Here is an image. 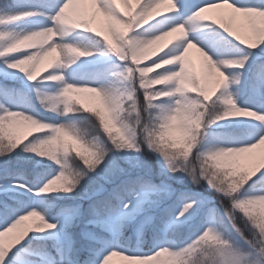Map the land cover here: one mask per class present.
Here are the masks:
<instances>
[{"label":"snow or ice","instance_id":"snow-or-ice-1","mask_svg":"<svg viewBox=\"0 0 264 264\" xmlns=\"http://www.w3.org/2000/svg\"><path fill=\"white\" fill-rule=\"evenodd\" d=\"M99 17L102 29L94 26ZM239 18L246 34L234 27ZM201 29L234 38L238 52L199 46L191 37ZM80 33L104 50L79 45ZM152 39L160 46L142 59ZM192 50L223 75L204 60L196 70ZM96 52L113 55L115 70H98V84L69 81V66ZM0 75V264H111L116 256L127 264H264V208L256 213L264 198V0H0ZM9 79L53 115L20 110ZM69 86L97 90L125 135L118 100L131 96V138L142 150H111L95 163L71 149L59 163L39 155L36 145L61 128L84 139L76 123L59 120L69 114L94 120L112 147L95 115L66 112L85 105L82 96L69 99ZM244 117L252 119L224 123ZM33 119L47 130L16 134ZM257 150L258 159L240 163ZM241 169L255 173L242 187L233 180ZM61 173L73 190L45 189Z\"/></svg>","mask_w":264,"mask_h":264},{"label":"clouds","instance_id":"clouds-1","mask_svg":"<svg viewBox=\"0 0 264 264\" xmlns=\"http://www.w3.org/2000/svg\"><path fill=\"white\" fill-rule=\"evenodd\" d=\"M160 46V39L150 40L143 48L142 59L145 57H151L152 53L156 51ZM203 60L212 67V70L217 74L223 75L219 72V69L213 64L211 57L206 53H201ZM69 99L73 97H79L84 94H93L98 100L99 104L97 107H88L87 105H79L69 109L67 111L78 112L81 109L86 112H90L97 117L99 120V127L108 137L112 147L107 148V146L102 143V137L99 133L96 132L95 125L91 121H82L76 123V128L80 135L84 139H80V136H74L70 132L59 129L57 131L56 137L54 139H49L46 141H41L36 145V151L42 157L50 159L56 163L60 162V154L68 149H71L76 153L78 157H81L84 160H91L93 163L96 161L102 162L103 156L107 154L108 151L118 150V151H131V150H142L137 148V144L132 139V132L136 127V115L138 113L137 108L133 104H129V100L132 99L131 96L121 95L118 100L117 113L119 119L123 124L127 126L129 132L125 135L124 131L118 126L115 122V118L111 109L105 103L104 99L100 97L97 90L94 89H81L69 86L66 91ZM127 105V106H126ZM21 126L33 134L46 131L47 128L36 120H23L21 121ZM203 125H198L196 127V133L199 134V131ZM87 141V143L85 142ZM93 145V146H90ZM87 166V165H86ZM255 173L248 170H237L236 174L233 176L235 184L243 186L250 180ZM63 186V187H61ZM78 186V185H77ZM45 189L49 191H58V190H73L71 188V182L68 181L64 174H58L56 177H53L46 185ZM41 191H44L42 189ZM261 208H264V198H261L260 205ZM31 217H28L23 221L27 223Z\"/></svg>","mask_w":264,"mask_h":264},{"label":"rangeland","instance_id":"rangeland-1","mask_svg":"<svg viewBox=\"0 0 264 264\" xmlns=\"http://www.w3.org/2000/svg\"><path fill=\"white\" fill-rule=\"evenodd\" d=\"M84 7L87 8L89 11H92L91 4H86V6ZM213 14H219V11L214 12ZM25 23L29 27L33 26L31 22H25ZM103 23H104L103 17H99L94 26L97 27L98 29H102ZM234 27H236V29L240 31L241 34H246L247 32L246 22L243 20V18H239L234 24ZM222 31L223 30H221V32ZM198 32L202 33V35L204 36L210 35L212 37V41L208 49L210 50L229 49L232 52H238V50L233 48L232 46V40L234 38H231V37L226 38V36L221 35L220 32H212L211 30H208V29H201V30H198ZM73 39L79 45H81L82 47L86 49L104 50V45L100 44L98 40L91 35L80 33V34L75 35ZM190 61L192 62L196 70L198 71L204 70V65H202L200 54H197L195 52H190ZM118 63L119 61L113 55L105 56L102 54V52H96V54L93 57L81 58L79 61H77L76 64L69 66L68 71L66 73L67 79L75 83L98 84L99 80L96 78V72L104 68L115 70V65ZM47 64H48V61L46 60L38 67L37 75L42 74L46 70ZM232 71L240 72L241 70L238 68H232ZM2 79H4V77L0 75V80ZM9 83L12 85H15L18 89H20V93L16 97H14V100L17 106L19 107V109L23 110L25 107H28L31 109L30 105L27 103L28 102L27 98L29 95L36 96L35 93L22 89L20 81L9 79ZM229 84H230V81H229ZM233 89H234V86L233 88H230V90H233ZM44 90L51 92V93H55L57 91V88L49 87V88H45ZM239 99L243 101L244 100L243 95H241ZM82 100L85 105H88L92 103L93 100H97V99L94 96H92V94H84L82 95ZM251 119L252 118L244 117V118H235L234 120H251ZM64 122L68 123L67 120H64ZM219 131L222 134H236V133L231 132V130L228 128H222ZM259 155H260V150H257L256 153H253V154H246L244 157L240 158V163L247 165L251 163L254 159H258ZM142 249L146 252L149 251V249L147 250L144 249V244L142 245ZM111 264H127V262L124 261L120 256H116L112 258Z\"/></svg>","mask_w":264,"mask_h":264},{"label":"trees","instance_id":"trees-1","mask_svg":"<svg viewBox=\"0 0 264 264\" xmlns=\"http://www.w3.org/2000/svg\"><path fill=\"white\" fill-rule=\"evenodd\" d=\"M28 104L30 105L31 109L38 111L40 113H42L44 116L46 117H51L53 114L48 113L44 110V108L41 106L40 101L37 97L30 95L28 98ZM99 104L98 100H93L92 103L88 104V107H97ZM83 115H88L87 113H84ZM60 121L67 120L68 123H80L82 122V120L79 118V116L77 114H69L67 116H62L59 117ZM234 120V118H229L228 120L224 121L225 124H229L231 123V121ZM92 123H95V121L93 120ZM14 131L16 132V134L18 135H22L24 131H26L25 128H18V129H14ZM171 135L175 138H178L180 133L178 130H173V132L171 133ZM35 155V154H33ZM37 159H40V157H38L37 155ZM19 163L22 167H26L29 164V161L24 160V159H20ZM35 177H33L34 179ZM261 211L260 206H257L256 208V213L259 214V212ZM27 223L31 224L32 221H28ZM46 231H50V230H46ZM151 248V244L150 242L147 240V238L145 239V243H144V249H150Z\"/></svg>","mask_w":264,"mask_h":264},{"label":"bare ground","instance_id":"bare-ground-1","mask_svg":"<svg viewBox=\"0 0 264 264\" xmlns=\"http://www.w3.org/2000/svg\"><path fill=\"white\" fill-rule=\"evenodd\" d=\"M191 38L193 41H196L199 46L205 47V48H208L209 45L211 44V41H212V37L210 35L204 36V35H202V33L198 32V31H197V33L193 34ZM191 52H195V53L199 54L195 50H192ZM201 61H202V65H204L202 57H201Z\"/></svg>","mask_w":264,"mask_h":264}]
</instances>
